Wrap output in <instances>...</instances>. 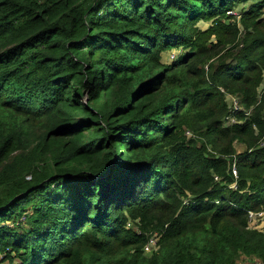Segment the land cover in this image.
<instances>
[{"label": "trees", "instance_id": "1", "mask_svg": "<svg viewBox=\"0 0 264 264\" xmlns=\"http://www.w3.org/2000/svg\"><path fill=\"white\" fill-rule=\"evenodd\" d=\"M259 211L264 0H0V264H264Z\"/></svg>", "mask_w": 264, "mask_h": 264}, {"label": "built area", "instance_id": "2", "mask_svg": "<svg viewBox=\"0 0 264 264\" xmlns=\"http://www.w3.org/2000/svg\"><path fill=\"white\" fill-rule=\"evenodd\" d=\"M228 13L234 14L233 11L232 12H228ZM232 100H233V98H232ZM231 106L234 109L238 108L237 107L238 105H237V102H236L235 99L233 100V105H231ZM227 118L230 119V122H228V124L229 123H233V122L236 121V119L234 117H232V116H227ZM232 173L234 175H236V170H235L234 165L232 166ZM249 217H250V219H254V224H256V227L259 228L261 226V224L258 223L257 221H255V217H261V218L264 217V212L263 211H259V212H249ZM156 247H157V237L154 234V235L150 236L148 242L144 245L143 251H144V253L148 254V253H151L153 250H155Z\"/></svg>", "mask_w": 264, "mask_h": 264}, {"label": "rangeland", "instance_id": "3", "mask_svg": "<svg viewBox=\"0 0 264 264\" xmlns=\"http://www.w3.org/2000/svg\"><path fill=\"white\" fill-rule=\"evenodd\" d=\"M209 25V22H202V23H199V26L200 27H207ZM176 53V51H175ZM170 57H173L174 56V52H169L168 54ZM230 122V119L229 118H225V123H228ZM240 149V146L239 145H236V149ZM255 221H257V219H255ZM258 223H260L261 225H264V217L260 218L259 221H257ZM261 227V226H260ZM251 260H247L245 259L244 257H241L238 261V264H249Z\"/></svg>", "mask_w": 264, "mask_h": 264}, {"label": "crops", "instance_id": "4", "mask_svg": "<svg viewBox=\"0 0 264 264\" xmlns=\"http://www.w3.org/2000/svg\"><path fill=\"white\" fill-rule=\"evenodd\" d=\"M234 14H235V12H234Z\"/></svg>", "mask_w": 264, "mask_h": 264}]
</instances>
